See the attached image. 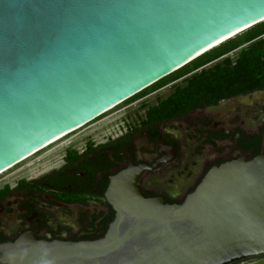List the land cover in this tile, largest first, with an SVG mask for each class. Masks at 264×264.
<instances>
[{
    "label": "water",
    "instance_id": "95a60500",
    "mask_svg": "<svg viewBox=\"0 0 264 264\" xmlns=\"http://www.w3.org/2000/svg\"><path fill=\"white\" fill-rule=\"evenodd\" d=\"M264 21V0H0V173ZM129 161L92 241L24 236L0 264H233L264 256V156L212 167L182 203ZM255 264V263H254Z\"/></svg>",
    "mask_w": 264,
    "mask_h": 264
},
{
    "label": "flooded vegetation",
    "instance_id": "af4514ba",
    "mask_svg": "<svg viewBox=\"0 0 264 264\" xmlns=\"http://www.w3.org/2000/svg\"><path fill=\"white\" fill-rule=\"evenodd\" d=\"M263 39L264 33L254 40ZM180 78L173 80L167 96L141 103L143 115L127 122L118 135L85 140L80 147L69 141L59 152L58 165L1 182L0 243L24 236L45 241L102 238L116 213L105 192L129 161L141 171L137 187L144 197L173 204L182 203L212 167L264 156V73L214 102L203 97L171 105L176 99L170 96L186 84L175 82ZM260 262L264 256L233 264Z\"/></svg>",
    "mask_w": 264,
    "mask_h": 264
},
{
    "label": "trees",
    "instance_id": "16d2710c",
    "mask_svg": "<svg viewBox=\"0 0 264 264\" xmlns=\"http://www.w3.org/2000/svg\"><path fill=\"white\" fill-rule=\"evenodd\" d=\"M264 33V21L245 30L240 38H231L217 47L192 60L182 68L174 71L168 76L148 86L127 100L146 93L150 89L158 88L177 78H180L192 70H196L209 62L216 60L228 52L236 49L242 42H249L246 48L241 50L235 61L224 58L209 69L191 75L183 87L178 88L170 98L175 100L171 105L189 104L191 99L209 97L214 102L218 97L226 96L235 91L241 82H255L259 73H264V61H260L263 53L264 39L255 41L259 35ZM126 100V101H127ZM168 102V101H166Z\"/></svg>",
    "mask_w": 264,
    "mask_h": 264
},
{
    "label": "rangeland",
    "instance_id": "374dc122",
    "mask_svg": "<svg viewBox=\"0 0 264 264\" xmlns=\"http://www.w3.org/2000/svg\"><path fill=\"white\" fill-rule=\"evenodd\" d=\"M243 32L239 33L233 38H240ZM248 44L249 42H242L239 46L243 50ZM238 52V50L232 51V53H230L231 55L229 56L231 59H229H235ZM226 56L227 55H224L209 62L208 64L198 68V71L192 70L185 76H182L184 77L183 79L180 78L175 82L179 85H184L191 75L198 73L202 69L211 68L214 64L224 60ZM173 83V81L168 82L163 87L161 86L159 88L150 89L146 93L139 95L134 99L124 101L115 108L91 120L81 128L69 133L68 135L62 137L61 139L55 141L44 149L34 153L25 160L1 173L0 183L6 180H11V178H15L20 175L25 177L38 175L48 170L50 167L58 165L60 162L59 152L62 151L63 146L68 145L69 141L71 142L70 145L80 147L85 140L90 139L97 142L102 141L109 136L111 137L118 135L120 131L123 130L127 122H131V120H135L136 117L139 118L140 115H143L145 104L155 103L156 98H163L167 96L172 91L170 87ZM143 102L147 103L139 106Z\"/></svg>",
    "mask_w": 264,
    "mask_h": 264
},
{
    "label": "bare ground",
    "instance_id": "6f19581e",
    "mask_svg": "<svg viewBox=\"0 0 264 264\" xmlns=\"http://www.w3.org/2000/svg\"><path fill=\"white\" fill-rule=\"evenodd\" d=\"M236 35H238V34H233V35H231V36L225 38V40L228 39V38H230V37H234V36H236ZM85 124H87V123H85ZM85 124H83L82 126H84ZM82 126H79V127L75 128V129L71 130L70 132L63 134L62 136L57 137L54 141L50 142V143L47 144L45 147H47V146H49L50 144L54 143L55 141L61 139L62 137L68 135L69 133H71V132H73V131H75V130L81 128ZM45 147H43L42 149H44ZM42 149H40V150H42ZM40 150H39V151H40ZM36 152H38V151H36ZM36 152H34V153H36ZM34 153H33V154H34ZM33 154H32V155H33ZM30 156H31V155H30ZM28 157H29V156H28ZM28 157H26V158H28ZM26 158H25V159H26ZM25 159H23V160H25ZM23 160H21V161H23ZM21 161H19V162H21ZM19 162H18V163H19ZM18 163H16V164H18ZM16 164H14V165H16ZM14 165H13V166H14ZM13 166H11V167H13ZM11 167H9V168H11ZM9 168H7L6 170H8ZM6 170H4L3 172H5ZM3 172H1V173H3ZM1 173H0V174H1ZM256 264H264V262H260V263H256Z\"/></svg>",
    "mask_w": 264,
    "mask_h": 264
},
{
    "label": "built area",
    "instance_id": "2783aa9c",
    "mask_svg": "<svg viewBox=\"0 0 264 264\" xmlns=\"http://www.w3.org/2000/svg\"><path fill=\"white\" fill-rule=\"evenodd\" d=\"M123 103V102H122ZM118 106V105H117ZM115 108V107H114Z\"/></svg>",
    "mask_w": 264,
    "mask_h": 264
}]
</instances>
